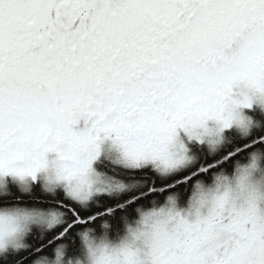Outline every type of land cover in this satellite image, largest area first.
I'll use <instances>...</instances> for the list:
<instances>
[{"label": "snow or ice", "instance_id": "obj_1", "mask_svg": "<svg viewBox=\"0 0 264 264\" xmlns=\"http://www.w3.org/2000/svg\"><path fill=\"white\" fill-rule=\"evenodd\" d=\"M0 264H264V0H0Z\"/></svg>", "mask_w": 264, "mask_h": 264}]
</instances>
